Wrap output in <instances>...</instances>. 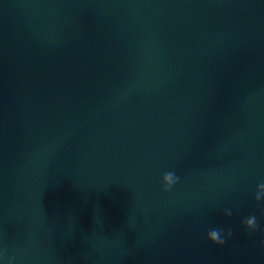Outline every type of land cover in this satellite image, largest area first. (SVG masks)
<instances>
[{
    "label": "water",
    "instance_id": "1",
    "mask_svg": "<svg viewBox=\"0 0 264 264\" xmlns=\"http://www.w3.org/2000/svg\"><path fill=\"white\" fill-rule=\"evenodd\" d=\"M0 262L264 264V0H0Z\"/></svg>",
    "mask_w": 264,
    "mask_h": 264
},
{
    "label": "clouds",
    "instance_id": "2",
    "mask_svg": "<svg viewBox=\"0 0 264 264\" xmlns=\"http://www.w3.org/2000/svg\"><path fill=\"white\" fill-rule=\"evenodd\" d=\"M176 180H177V178L174 177V174L172 172L165 173L164 176L161 178V181H160V183L162 185V190L166 191L169 188H171V186L176 183ZM247 223L250 226L252 224V221L249 220ZM217 243H221V241L219 240V241H217ZM0 264H2V262H0Z\"/></svg>",
    "mask_w": 264,
    "mask_h": 264
}]
</instances>
